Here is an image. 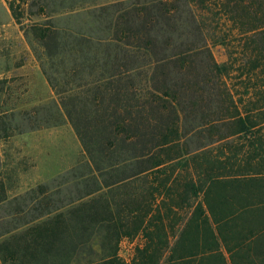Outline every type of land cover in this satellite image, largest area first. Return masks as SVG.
<instances>
[{
    "label": "trees",
    "instance_id": "1",
    "mask_svg": "<svg viewBox=\"0 0 264 264\" xmlns=\"http://www.w3.org/2000/svg\"><path fill=\"white\" fill-rule=\"evenodd\" d=\"M27 1L12 0L8 8L58 104L53 122H37L25 132L66 119L86 159L49 195L38 187L9 196L0 180V208L10 210L0 218L7 224L0 233V264H93L94 256L117 264L121 238L139 233L147 241L141 258L152 264H208L209 257L217 264H264V141L222 153L211 149L221 138L210 144V159L203 155L198 165L197 152L205 148L181 150L185 116L179 91L166 83L175 79H168L174 74L170 66L184 69L198 49L175 51L170 41L160 46L154 28L157 18L177 14L180 6L147 0L131 6H39L33 13L20 6ZM196 1L181 3L199 25ZM218 5L231 30L257 43L264 55V0ZM172 22L183 25L176 16ZM262 67L264 73V62ZM8 82L0 78V140L22 131L14 123L21 111L2 100ZM249 113L235 107L228 117L210 121V130L225 123L232 126L229 135L264 138V121ZM187 234L195 249L177 255Z\"/></svg>",
    "mask_w": 264,
    "mask_h": 264
},
{
    "label": "rangeland",
    "instance_id": "2",
    "mask_svg": "<svg viewBox=\"0 0 264 264\" xmlns=\"http://www.w3.org/2000/svg\"><path fill=\"white\" fill-rule=\"evenodd\" d=\"M10 1L12 0H0V78L9 81L3 89L2 100L8 106H16L17 110L21 111L14 123L20 126L22 131L0 140V180L5 183L9 196L23 194L38 187L46 189L49 195L59 181L70 177L71 168L86 158L66 119L57 126H42L25 132L29 126L37 125V122L41 124L39 122L46 119L53 122L54 117L51 114L56 113L54 105L58 104V98L43 76L39 63L25 41L20 25L12 18L8 8ZM78 1L28 0L26 5L20 6L24 10H27L26 6H30V10L35 13L39 6H52L51 9L54 10L59 9V6L111 4L131 6L147 0H87L89 3ZM218 2L220 0H216L217 6H214V0L204 3L197 0L192 5L200 21L197 25L195 22L191 23L187 8L181 0H169V6H180L178 13L166 19L157 18L158 23L154 24L156 32L160 33L158 38L160 46L170 41L175 51L198 49L187 56L184 69L177 70L178 65L170 66L169 71L174 74L168 79L171 77L175 79L166 83L173 90L179 91L178 101L185 116L183 126L185 137L180 140L181 150L190 152L201 147L206 149L197 152L198 159L195 162L197 165L202 163L200 159L203 155L210 159L211 143L221 138L232 137L229 135L232 126H226L224 123L217 125L215 130H210V121L228 117L234 113L235 107L243 115L245 112H251L249 114L253 118L256 117L257 123L264 121V73H262L264 55L257 53L259 46L257 43H252L250 39L245 40L238 35V31L231 30L232 25L227 16L223 17L219 12ZM175 16L181 21L182 26L172 22ZM25 20L26 18L23 21ZM185 23L190 25H184ZM165 31L168 33H163ZM205 40L207 47H201ZM222 41L225 45H221ZM213 61L224 67L225 73L215 72L212 67ZM6 67L8 71L5 70ZM159 80L161 86H164L162 77H159ZM28 118L31 120L30 125L27 123ZM258 139L264 141L258 134L251 141H245L242 136H235L221 143L220 141L214 143L211 149L214 151L219 149L222 153L228 151L239 153L241 148L246 150L250 144H259ZM241 154L238 155L239 158L242 157ZM62 196L67 197L69 193H63L59 197ZM14 207L15 205H12V208ZM182 210L186 212L185 208ZM9 211L8 208L1 207L0 218ZM183 212L178 211L177 214L181 217ZM5 229L7 224L4 221L0 222V233ZM194 246L193 237L187 234L176 254H191ZM146 248L147 241L141 233L123 237L116 247V263L152 264L153 262L141 258ZM205 248L210 250V246L205 245ZM167 254H170L168 250L165 255ZM98 259V256H94L93 264H106ZM185 261L175 264H192ZM208 264L217 263L215 260L210 261L209 257Z\"/></svg>",
    "mask_w": 264,
    "mask_h": 264
},
{
    "label": "crops",
    "instance_id": "3",
    "mask_svg": "<svg viewBox=\"0 0 264 264\" xmlns=\"http://www.w3.org/2000/svg\"><path fill=\"white\" fill-rule=\"evenodd\" d=\"M104 5H107V4H104ZM232 137H235V136H232ZM232 137H227V138L225 137V138H223V139L220 141V143L223 142V141H225L226 139H230V138H232ZM236 137H238V136L236 135ZM218 143H219V142H218Z\"/></svg>",
    "mask_w": 264,
    "mask_h": 264
}]
</instances>
